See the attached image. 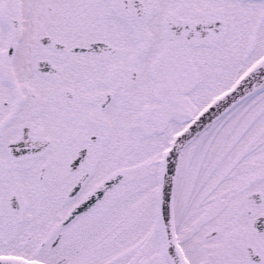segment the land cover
I'll list each match as a JSON object with an SVG mask.
<instances>
[{"label": "snow or ice", "instance_id": "6c2138e0", "mask_svg": "<svg viewBox=\"0 0 264 264\" xmlns=\"http://www.w3.org/2000/svg\"><path fill=\"white\" fill-rule=\"evenodd\" d=\"M0 264H264V0H0Z\"/></svg>", "mask_w": 264, "mask_h": 264}]
</instances>
